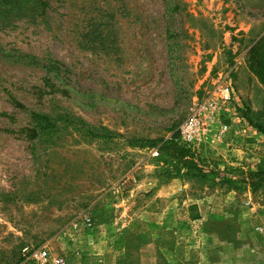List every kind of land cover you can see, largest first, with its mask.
<instances>
[{
    "label": "rangeland",
    "instance_id": "obj_1",
    "mask_svg": "<svg viewBox=\"0 0 264 264\" xmlns=\"http://www.w3.org/2000/svg\"><path fill=\"white\" fill-rule=\"evenodd\" d=\"M43 1L0 5V264L41 243L67 264H264V0ZM211 95L255 135L239 158L184 145L197 172L165 179L159 140Z\"/></svg>",
    "mask_w": 264,
    "mask_h": 264
},
{
    "label": "built area",
    "instance_id": "obj_2",
    "mask_svg": "<svg viewBox=\"0 0 264 264\" xmlns=\"http://www.w3.org/2000/svg\"><path fill=\"white\" fill-rule=\"evenodd\" d=\"M230 105L228 98H219L215 95L200 101L179 123L180 140L177 143L182 146L204 143L213 134L212 124L215 121H221L225 130L228 125L225 119L229 120L234 115H231ZM86 224H90L89 218H86ZM18 264L67 263L63 257L51 253L46 243H41L35 246L24 245L20 250Z\"/></svg>",
    "mask_w": 264,
    "mask_h": 264
},
{
    "label": "trees",
    "instance_id": "obj_3",
    "mask_svg": "<svg viewBox=\"0 0 264 264\" xmlns=\"http://www.w3.org/2000/svg\"><path fill=\"white\" fill-rule=\"evenodd\" d=\"M34 2H38L39 5H43L45 2L43 0H33ZM3 2L11 3L10 7H16V10H21L19 7V0H0V5ZM36 9V8H34ZM21 105V104H20ZM21 107H23L21 105ZM30 115L32 118L36 120V124L40 128H47L53 126V123L44 115L39 113L30 111ZM42 121L44 123H42ZM256 128L259 132L264 135V125L257 124ZM31 137L36 135L35 128L32 130ZM160 144L158 145L159 156L158 160H163L165 166H161V171L165 177V179L173 178L184 168L187 172L196 173V164L193 160L192 152L182 146L179 145L173 137L161 139L159 140ZM158 141L152 140L149 145H156ZM249 176L251 177V181L264 182V158L261 159V168L257 171H250L248 172ZM80 264H99L97 262V257L92 254H85L82 255L80 258Z\"/></svg>",
    "mask_w": 264,
    "mask_h": 264
},
{
    "label": "crops",
    "instance_id": "obj_4",
    "mask_svg": "<svg viewBox=\"0 0 264 264\" xmlns=\"http://www.w3.org/2000/svg\"><path fill=\"white\" fill-rule=\"evenodd\" d=\"M235 121H238V119L235 117H230L229 120L225 119V122L228 124L225 130H223L222 128L223 123L221 121H218L219 129L217 131L213 130L214 133L210 135V142H212L213 140L220 141V139L223 141L226 140L227 141L226 146L221 147L223 151H227L229 152L227 154L235 155L236 158H239L240 154L243 151L242 149H239L238 145L243 141V139L245 142V143L243 142V144L246 145L247 141H251V138L249 137L255 135L256 132L250 129L245 131V129L249 127L244 126L242 123L237 124V122ZM77 264H80V262H78Z\"/></svg>",
    "mask_w": 264,
    "mask_h": 264
}]
</instances>
